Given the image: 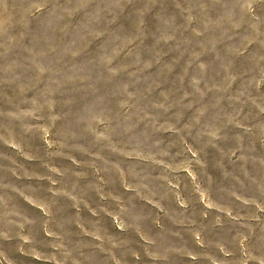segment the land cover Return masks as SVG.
<instances>
[{"label": "rangeland", "instance_id": "rangeland-1", "mask_svg": "<svg viewBox=\"0 0 264 264\" xmlns=\"http://www.w3.org/2000/svg\"><path fill=\"white\" fill-rule=\"evenodd\" d=\"M29 6L30 0L0 5V32L9 41L0 47V227L15 228L9 220L33 221L26 230L39 237L35 254L41 258L4 242L9 259L14 264H244L249 249L257 257L249 264H260L264 113L257 105L264 107V82H259L264 39L233 28L224 0H108L111 14L103 29L86 34L83 28L98 9L74 8L77 22L61 25L62 32L47 39ZM105 54L115 55L121 80L136 73L138 108L145 97L156 103L164 94L183 107L179 95L201 80L199 88L206 92L201 107L217 109L211 119L228 139L213 147L210 136L197 143L181 134L159 149L169 156H157L178 167L192 159L188 147L197 151L204 167L192 164L195 183L187 172L170 173L159 164L102 149L84 131L81 125L93 105L86 103L84 85L64 73L83 70L85 55L99 60ZM41 59L50 66L43 76L37 68ZM145 63L152 67L144 68ZM105 87L118 95L112 84ZM33 100L52 107H45L40 119L8 115L30 110ZM119 105L114 99L113 107ZM53 116L59 119L53 122ZM24 124L32 125L31 131H24ZM45 127L51 148L43 139ZM93 152L103 159H94Z\"/></svg>", "mask_w": 264, "mask_h": 264}, {"label": "clouds", "instance_id": "clouds-1", "mask_svg": "<svg viewBox=\"0 0 264 264\" xmlns=\"http://www.w3.org/2000/svg\"><path fill=\"white\" fill-rule=\"evenodd\" d=\"M118 2L119 0H117ZM4 3L5 0H0V5ZM224 4L227 22L233 28L243 30L254 39H264V30H262L264 29V0H224ZM89 5H91V8L88 7ZM74 8L81 12H88L93 8L98 9L95 13V19L83 28L86 34H91L97 27L103 29L105 21L111 14L108 0H98V3H93V0H30L28 12L37 21V28L41 32L42 38L47 39L49 33L59 34L62 32L61 25L77 22L79 18L73 15ZM3 23L4 21L0 19V27ZM0 41H4V43H0V47H4L5 43H9L2 32H0ZM82 59L84 61L83 70L66 72L64 75L67 79L78 80L84 85L83 94L88 98L86 103L90 102L93 105L85 122L81 125L86 133L91 134L93 143L119 156L135 157L139 161L159 164L168 169L170 173L187 172L193 183H195L196 173L192 171V164L195 163L204 167L197 151L188 147L187 151L191 153L192 159L186 160L178 167L165 164L164 160L157 159V156H169V152H161L159 149L166 144H170L175 136H181V134L194 138L197 143L201 142L202 137L210 136L209 144L213 147L216 146L215 141L228 139L227 136L222 137L220 135V129L211 119L217 109L211 104L207 108L201 107L206 95V92L201 91L199 88L201 80H193L191 91H183V95L177 93L179 95L178 105L183 107L173 105L168 95L164 94L162 100L156 98V103H152L153 98L145 97L138 108L134 103L137 99V89L140 87V81L136 79V73H132L131 78L127 81L121 80L120 70L113 66L115 55L105 54L99 60L85 55ZM143 67L151 68L152 64L145 63ZM37 68L41 76L50 71V66L42 59L39 61ZM199 68L203 71L206 66L200 64ZM235 79V77H230V82H234ZM259 82H264V68L260 69ZM109 84L117 88L118 95L114 96L112 90L105 87ZM180 87H186L183 81L180 82ZM211 91V88L207 89V92ZM195 93H199V102H197ZM114 99L120 100L119 108L113 107ZM21 103H24V101L22 100ZM32 104L33 107L28 111L9 112L8 115L15 119L21 117L40 119L44 108L52 107V104L48 101L37 104L33 100ZM257 107H259L261 113H264V107L259 105ZM184 109H187V111ZM149 112L153 114L147 115ZM193 113H195L194 116ZM236 115H239V113H236ZM189 116H192L191 120H189ZM58 119V116L52 117L53 122ZM161 120L164 123H160ZM238 127L244 128L245 132L252 131L251 128L244 127L243 124L238 125ZM31 128L32 125L30 124L23 125L24 131H31ZM42 130L45 143L49 148L53 147V142L48 139L50 129L45 127ZM159 133H172L173 137L161 136ZM11 146L19 148V145L15 143H12ZM80 151L87 152L84 148H81ZM92 155L96 160L103 159L99 152H93ZM27 158L32 159V157ZM52 171L58 170L53 168ZM176 186V184L172 185L173 188ZM155 206L160 207V204L156 203ZM183 207L185 210L188 209L187 202L183 203ZM207 207L211 208L213 205L209 203ZM127 211V209H121L122 213H127ZM45 215H50L46 207ZM33 223V221L16 223L9 220L8 224H15V228L5 229L0 227V264H6V262L7 264H14L5 254L4 242L12 244L13 250L23 251L25 248H29L34 253L35 259L41 258L38 254H35L39 237L34 234L32 228L26 230V224L32 225ZM119 226L122 230L127 227L123 221ZM45 230L47 231V225H45ZM47 234L54 235L50 231H47ZM197 239H199L198 236ZM245 252L244 264H249V261L257 259L249 249H245ZM260 264H264V251H261Z\"/></svg>", "mask_w": 264, "mask_h": 264}]
</instances>
